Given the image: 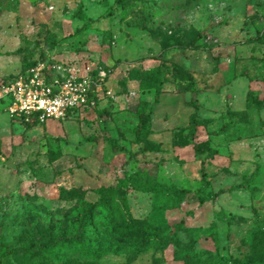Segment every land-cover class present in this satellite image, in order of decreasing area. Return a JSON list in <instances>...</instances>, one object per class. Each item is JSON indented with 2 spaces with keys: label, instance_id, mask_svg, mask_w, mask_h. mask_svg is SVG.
I'll return each mask as SVG.
<instances>
[{
  "label": "rangeland",
  "instance_id": "obj_1",
  "mask_svg": "<svg viewBox=\"0 0 264 264\" xmlns=\"http://www.w3.org/2000/svg\"><path fill=\"white\" fill-rule=\"evenodd\" d=\"M128 2L146 26L116 0H0V80L35 60L105 74L93 108L65 121L27 127L0 106L4 264H88L54 243L109 186L147 231L100 246L99 264H264V0ZM191 83L213 159L189 144ZM136 109L150 110L139 143Z\"/></svg>",
  "mask_w": 264,
  "mask_h": 264
},
{
  "label": "trees",
  "instance_id": "obj_2",
  "mask_svg": "<svg viewBox=\"0 0 264 264\" xmlns=\"http://www.w3.org/2000/svg\"><path fill=\"white\" fill-rule=\"evenodd\" d=\"M6 7H8V9L11 8L8 4ZM115 10L118 11L121 17H125L128 13L134 11V16L138 18V24L140 27H144L149 23V14H145L142 7H133L128 0H116ZM19 51L20 50L16 52L18 53ZM41 52L42 51H40L39 59L44 60L45 57ZM36 61L38 60L27 62V64L22 65V67L30 66ZM161 86V84L156 83L152 105L157 103ZM188 89L190 93V105L193 109V113L190 116L192 132L189 144L192 145L195 154H207L208 159H213L216 155V150L209 146L195 143L197 127L196 116L199 104L197 101L196 85L191 83ZM136 113L137 124L133 129V133L136 143H139L140 139L149 132L147 125L150 121V110L145 111L136 109ZM255 173L256 171L251 174V177H253ZM124 197L125 196L122 197V203L120 204L118 201V190L115 187L109 186L108 188L101 190L97 201L92 205L86 206L82 212L77 230L71 239L67 241L61 239L56 241L54 243L55 250L65 251V249H67L71 254H74L72 252L75 251L79 256L78 258L88 262V264H99L98 259L103 252V248L100 246L105 247L110 243H118L121 245L124 242L132 243L139 240L147 229L140 233V238H138V224L140 223V220L128 217ZM214 244H217L215 238ZM11 253H13L12 249H10L3 241H0V264H4L5 258ZM37 253L42 257H47L50 261L54 258L53 252L47 247L39 248ZM256 253H258V257L264 260V245L259 246Z\"/></svg>",
  "mask_w": 264,
  "mask_h": 264
},
{
  "label": "built area",
  "instance_id": "obj_3",
  "mask_svg": "<svg viewBox=\"0 0 264 264\" xmlns=\"http://www.w3.org/2000/svg\"><path fill=\"white\" fill-rule=\"evenodd\" d=\"M97 76L99 80L66 62L38 60L0 80V106L10 119L27 127L65 121L93 108L105 74Z\"/></svg>",
  "mask_w": 264,
  "mask_h": 264
}]
</instances>
